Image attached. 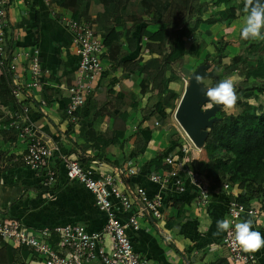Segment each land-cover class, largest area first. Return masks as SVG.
Instances as JSON below:
<instances>
[{"label":"crops","instance_id":"1","mask_svg":"<svg viewBox=\"0 0 264 264\" xmlns=\"http://www.w3.org/2000/svg\"><path fill=\"white\" fill-rule=\"evenodd\" d=\"M52 9H56L57 13L66 12L53 4ZM8 18L10 24L7 29V45L11 42L14 52L24 51V49L28 51L33 48L39 49L45 85L41 89L26 90V76H20L19 69L12 73V79L14 84L22 90L23 96L20 104L28 108V116L35 133L56 145L57 150L50 162V167L56 173V181L50 187H44L41 174L24 166L22 154L25 143L19 141L8 124L5 123L6 116L0 122V215L15 219L25 227L34 230L62 225H81L88 232H99L106 224V215L98 210L93 196L81 184L67 179L62 166V158H65V154L71 150L65 135L67 125L70 124L68 118L64 117V110L67 106L65 99L68 95L66 88L74 79L78 60L72 48L70 34L56 18L51 16V11L45 6L43 0H8ZM242 27L243 24L241 29ZM147 29L151 31L150 26ZM123 48L126 50L125 45ZM138 50L145 52L146 55L142 41ZM135 52H128V57L118 66H111L109 62L105 61L106 53L103 55L102 59L107 65L103 67L97 87L92 93L96 97L103 92L107 97L103 102H100L102 111L112 108L116 110L113 112L115 116H118L120 100L125 97L127 90L132 89L130 74L133 64L131 63L138 60L132 58V54ZM144 54L140 55V59H147ZM23 59L21 58V60ZM133 91L138 92L139 88ZM111 92L115 95L114 100H108V95H112ZM144 106L140 107L144 108ZM113 122L112 118L104 117L102 125L99 126L100 132L106 128L111 132L117 129L111 128ZM177 124L179 125V123ZM138 125H140L139 129H133L135 136H131L133 135L131 132L126 133V128L124 129L125 141L130 138L131 147L128 148L130 150L128 161L125 159V153L129 150H127L125 142L123 150L109 148L104 151L105 161L94 160L84 165L86 169L92 171L95 177H102L124 169L128 162L135 170V175L126 177L125 183L120 188L134 192L135 188L139 186L146 190L149 197L153 198L159 195L163 198L161 220L144 216L139 219V231L128 230V236L135 252L149 259L153 264H215L219 260H225L227 264H230L227 252L222 246L223 232L216 234V221L225 219L226 216L221 219L215 216L216 211L213 213L212 208H215L216 205H211L206 209L198 207V196L193 186L188 185L191 191L189 195L193 194L194 196L185 204L187 210L185 220L179 226L173 227L172 230L164 228L167 220L175 216L180 201H170L166 204L169 196L176 195V193L168 187L165 188V186L149 180V176L156 171L153 168L147 169L146 163L154 157L143 159L138 157V154L150 145L152 137L144 128H141V120ZM124 126L126 127L127 123ZM83 127L79 121L78 125L74 126L76 136L72 139L78 144L83 142L82 137L78 136L79 130L81 129L82 132ZM180 128L182 129L181 126ZM185 136L187 137L186 134ZM126 137L128 138L126 139ZM174 142L177 141L170 142L165 157L166 154L167 156L171 155L174 151L177 153L178 145L181 142L175 144ZM116 150H119L120 153ZM85 156L93 159L96 153L87 150ZM194 159L192 162L193 171L203 175L204 163L199 161L198 156ZM238 193L237 189H232L229 196L218 191L212 192L210 204L216 201L227 206L228 200L236 197ZM138 205L139 203L136 202L135 207ZM250 205L258 208L259 212L256 216L243 217L242 221L251 219L253 230L264 235V199L262 202L257 199L252 200ZM113 208L122 220L127 218L128 213L121 211L118 203L114 202ZM216 210L218 212V208ZM178 237L186 241L187 244L182 243ZM255 254L259 262L264 264V248Z\"/></svg>","mask_w":264,"mask_h":264},{"label":"trees","instance_id":"2","mask_svg":"<svg viewBox=\"0 0 264 264\" xmlns=\"http://www.w3.org/2000/svg\"><path fill=\"white\" fill-rule=\"evenodd\" d=\"M50 1L54 6L69 13L75 20L93 19V24L104 39L105 59L111 66L120 65L128 57V52L138 50L140 41L145 39L144 49L147 52V59L139 58L131 63L133 64L130 74L131 88L133 90L139 88V91L134 92L131 89L125 92V97L120 100V112L117 118L126 124L133 114L142 112L141 123L154 125L158 122V128H166L170 124L171 113L176 110L182 96L171 88V84L180 79L174 67L185 57L199 59L207 47L205 40L197 38L188 46V38L196 35L200 27L214 25L213 20L226 22L245 16L244 0H210L218 7L214 14L215 18H205L208 6L201 0ZM145 19L158 24L159 30L152 32L147 26H143L137 33V28ZM116 28H121L123 32L116 31ZM239 40L242 41V48L230 59V64L222 68L220 73L212 74L213 86L220 82L225 74L234 73L250 84L242 92L243 96L239 98L235 110L231 113L219 112L218 119L206 130L205 145L201 150L199 161L204 163L203 177L209 181L211 191L222 192L223 186L227 184L230 188L239 190L236 197L231 199L246 204L255 199L261 202L264 199V102L259 106L249 102L251 97L261 96L264 99V40H244L240 32ZM230 43L231 41L223 36L215 39L213 45L215 59L223 60L229 57L227 47ZM124 45L126 50L123 48ZM8 48L13 49L11 42ZM182 73L187 77L191 75L187 69ZM12 88V74L0 69V108L8 113L6 124L10 122L9 115L19 109L11 94ZM144 98L146 110L140 107L141 99ZM76 115L84 126L83 131L81 132L80 129L78 133L83 142L78 144L72 139L76 136L74 126L68 124L65 135L71 150L65 154V157H73L84 166L94 160L105 161L103 152L109 148L123 150L126 142L124 129H115L109 136L100 132L99 126L103 123L104 115L94 94L87 97L85 105ZM168 131L170 134L175 133L173 127ZM87 150L95 152L96 156L93 159L86 157ZM164 157L165 153L149 160L146 163L147 169L153 168L154 171L163 169ZM188 167L194 170L192 163H188ZM186 189L184 194L170 195L165 202L168 204L170 201H180L175 216L167 220L164 228L172 230L185 220L187 211L185 204L194 196L189 195L191 191L188 185ZM211 205H216L212 208L213 213L216 211L215 216L221 219L226 215L225 204L215 201L209 203L207 208ZM224 236L225 232L222 240ZM1 247L3 249L0 253L6 254L9 264H16V257L22 264L29 253L27 249L14 250L5 244ZM252 254L257 258L258 264H261L257 255ZM215 264L227 263L225 260H219Z\"/></svg>","mask_w":264,"mask_h":264},{"label":"built area","instance_id":"3","mask_svg":"<svg viewBox=\"0 0 264 264\" xmlns=\"http://www.w3.org/2000/svg\"><path fill=\"white\" fill-rule=\"evenodd\" d=\"M43 2L50 9L51 16L69 32L72 48L78 57L74 79L66 88L68 95L65 108L69 123L76 126L79 121L76 113L96 89L104 69L102 63L108 62L102 59L106 53L104 39L98 33L96 25L75 20L67 12L57 13L56 9H52L50 0ZM9 24L8 0H0V69L10 74L19 69L20 76H26V90L41 89L45 83L39 49L15 52L10 50L7 45ZM12 86L11 94L19 109L9 115L8 127L19 141L25 143L22 154L24 166L41 174L43 186L50 187L56 181V173L50 167L53 154L57 150L56 145L35 133L28 116V108L20 104L22 90L14 82ZM154 126L158 127L159 123L155 122ZM188 142L186 146L180 145L181 148L176 154L166 156L162 163L163 169L151 174L149 180L168 187L176 194H183L186 185L193 186L198 195V207L206 209L211 201V193L221 191H211L209 181L202 174L188 168V163L192 162L187 158V154L195 150L200 153L202 150L191 140L188 139ZM62 166L67 179L81 184L93 196L98 210L106 215L103 229L91 233L81 225H62L34 230L15 219L0 215V250L3 249L2 244L14 250L27 249L29 253L22 264H153L134 251L128 230L139 231V219L144 216L161 220L163 198L159 195L151 198L146 190L139 186L134 192L121 189L125 178L135 175V170L130 165L127 169L102 177H95L92 171L81 163L67 157L62 158ZM228 188L227 184L223 186V190ZM114 202L119 204L121 211L128 213L126 219L122 220L114 212ZM136 202L139 203L137 207ZM258 212L259 209L250 203L242 204L233 199L228 200L225 216L231 221L233 228L225 232L222 246L227 252L230 264H258L252 253L244 252L234 241L235 223L242 222L244 215L256 216Z\"/></svg>","mask_w":264,"mask_h":264},{"label":"rangeland","instance_id":"4","mask_svg":"<svg viewBox=\"0 0 264 264\" xmlns=\"http://www.w3.org/2000/svg\"><path fill=\"white\" fill-rule=\"evenodd\" d=\"M203 1L206 2L207 6H208V12L206 13L205 18L206 17L215 18L214 14H215L216 10H218V7L214 5V1L201 0V2H203ZM191 6H192V4H191ZM220 8H222V7H220ZM243 20H244V17H240L239 19L226 21V22H220V21H214L213 20L212 22H215V23H213L214 26L204 25L198 29V32H196V35L189 37L187 40L188 46L193 42V40H195V38H197L198 40H202V39L205 40L207 47L199 59L196 60V59L191 58V57H185L182 61H180V63L177 66L174 67V69L177 71V75L179 76L180 79L177 82L171 84V88H173L178 93L183 94L185 88H187L189 86V77L185 76L182 73V71L187 69L190 71V74H192L193 72L200 70L205 76H203L200 79L201 86L199 88V92L203 97H205V92L207 91V89L210 87H214L213 86L214 79H212L213 78L212 74L214 73L216 75V74L220 73L222 68L227 67L230 64V59L234 55H236L240 51V49L242 48V41L239 40V32L241 30ZM84 21L93 24V19H91V18H88ZM143 26H147V27L150 26L152 32H156L159 30L158 24H153L149 21V19H145V21L137 28V33L139 32V29ZM116 31L123 32L122 29H120V28H116ZM219 36H223L224 38L231 41L230 45L227 47V49L229 51V57L226 59H223V60H217L214 57L215 52H214V46L213 45H214L215 39L218 38ZM143 44L145 45L144 40H142V45ZM144 53L145 52H139V50H137L134 54H132L133 60L139 59L140 55L144 54ZM145 56H147V53ZM102 65H103V67H105L107 64L105 62H103ZM229 77L234 79V81L236 83L237 93L239 95V98H241L243 96L242 92L247 88L246 86L249 85L250 82L245 81L242 77L238 76V74H236V73L230 74V75L225 74V76L222 77L221 80L229 78ZM108 96H109L108 100H114L115 95H113V96L108 95ZM96 98L100 104V102H103L107 97H105V94L103 92H101L96 96ZM249 102L252 104H255L256 106H259L260 104H263L264 99L261 96H259L257 98L251 97L249 99ZM140 104H141V106L146 105V99L145 98L141 99ZM213 108H214V106L211 109H213ZM218 108H217L218 110L215 112V114L212 118L213 120L218 119V117L220 115L219 112L225 111L222 106H218ZM211 109L207 108V102L204 104H201L202 112L209 111ZM144 110H146V109L144 108ZM234 110H232L230 112L229 111H225V112L231 113ZM114 111H116V110H113L112 108H108L107 110L105 109L102 111L104 117H108V118L113 119L114 122L112 123L111 128H117V129H122V128L125 129L126 128V133L129 134L131 132L133 134L131 136H135L133 129L134 128L139 129L140 125H138V123L141 120V116L143 117L142 112H138L136 114H133L130 117V120L128 121L127 126L125 127L124 123L121 122L117 118V116H115V114L113 113ZM174 112L171 113L170 124L168 126H170V128L173 127L175 129V133L173 132L170 134V132L167 130V128H162V127L158 128L152 124L148 125L147 123H141L142 124L141 128H144L148 132V134L152 137V141H151L150 145H148V147L142 151V153L138 154V157H141L143 159H145V158L150 159V158L155 157L157 155H162V154L167 152V149L169 148V144L171 141L176 140L179 143L181 142V144H179L178 147L180 145L186 146L189 144V142H188L189 137L187 136L188 137L187 138L185 136L182 129L180 128V126L175 121ZM6 113H7L6 110L0 108V122H2L5 119V117L8 114V113L7 114ZM207 129H209V128H207ZM207 129H205L204 131L201 130V132L205 134ZM110 132H111V130H109L107 128L103 129V131H102V133L106 136H109L111 134ZM127 138L128 137H126V139ZM130 147H131L130 146V138H128L126 141L127 150H129L128 148H130ZM179 148H181V147H179ZM116 151L120 153L119 150H116ZM200 153H198L196 150L191 151L187 154V158H189V160H191V162H193L195 160L194 158L197 156L200 159V157H199ZM173 154H176V151H174ZM129 155H130V150L125 153L126 161H128ZM70 159H73V158H70ZM128 167H129V163L127 162L124 166V169H127ZM231 191H232V188L229 187L228 189H224L220 193L227 196L228 194H230ZM176 237H177V235H176ZM178 238H180V237H178ZM178 241H179V239H178ZM180 241L184 244H187L186 241H184L181 238H180ZM3 254H4L3 252L0 253V264H7L8 263L7 262V256H6V254H4V255ZM15 261H16V264H21L18 257L15 258Z\"/></svg>","mask_w":264,"mask_h":264},{"label":"clouds","instance_id":"5","mask_svg":"<svg viewBox=\"0 0 264 264\" xmlns=\"http://www.w3.org/2000/svg\"><path fill=\"white\" fill-rule=\"evenodd\" d=\"M245 13L240 36L244 40H264V2L262 0H244ZM197 82L200 78L197 77ZM207 108L222 106L225 111H232L237 106L239 95L236 83L229 77L210 87L205 92ZM217 233L229 232L233 225L227 218L216 221ZM234 241L246 253H255L264 248V235L253 230L251 219L235 223Z\"/></svg>","mask_w":264,"mask_h":264},{"label":"water","instance_id":"6","mask_svg":"<svg viewBox=\"0 0 264 264\" xmlns=\"http://www.w3.org/2000/svg\"><path fill=\"white\" fill-rule=\"evenodd\" d=\"M203 76L205 75L200 70L189 76V86L185 88L174 112V118L197 148L204 147L206 133H202L201 130L204 131L212 126L215 121L212 118L219 109L218 106L214 105V108L209 111L202 112L201 110V104L206 103L207 98L200 94L201 84L200 80L197 82L196 78L201 79ZM167 128L170 129V126Z\"/></svg>","mask_w":264,"mask_h":264},{"label":"bare ground","instance_id":"7","mask_svg":"<svg viewBox=\"0 0 264 264\" xmlns=\"http://www.w3.org/2000/svg\"><path fill=\"white\" fill-rule=\"evenodd\" d=\"M176 120V119H175ZM177 121V120H176ZM177 123H178V121H177ZM184 131V133L187 135V133L185 132V130H183Z\"/></svg>","mask_w":264,"mask_h":264}]
</instances>
